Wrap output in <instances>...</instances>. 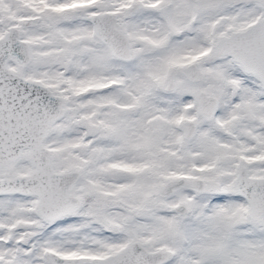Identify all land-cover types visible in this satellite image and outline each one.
<instances>
[{
    "label": "snow or ice",
    "instance_id": "6c2138e0",
    "mask_svg": "<svg viewBox=\"0 0 264 264\" xmlns=\"http://www.w3.org/2000/svg\"><path fill=\"white\" fill-rule=\"evenodd\" d=\"M0 264H264V0H0Z\"/></svg>",
    "mask_w": 264,
    "mask_h": 264
}]
</instances>
